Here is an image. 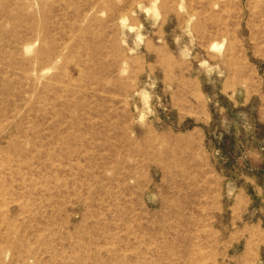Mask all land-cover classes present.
Masks as SVG:
<instances>
[{
    "label": "rangeland",
    "instance_id": "1",
    "mask_svg": "<svg viewBox=\"0 0 264 264\" xmlns=\"http://www.w3.org/2000/svg\"><path fill=\"white\" fill-rule=\"evenodd\" d=\"M0 264H264V0H0Z\"/></svg>",
    "mask_w": 264,
    "mask_h": 264
}]
</instances>
